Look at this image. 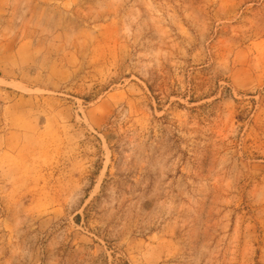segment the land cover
Here are the masks:
<instances>
[{"label":"rangeland","instance_id":"obj_1","mask_svg":"<svg viewBox=\"0 0 264 264\" xmlns=\"http://www.w3.org/2000/svg\"><path fill=\"white\" fill-rule=\"evenodd\" d=\"M0 264H264V0H0Z\"/></svg>","mask_w":264,"mask_h":264}]
</instances>
